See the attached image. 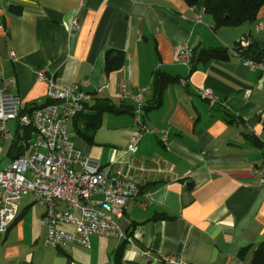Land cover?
Wrapping results in <instances>:
<instances>
[{"label": "crops", "instance_id": "crops-1", "mask_svg": "<svg viewBox=\"0 0 264 264\" xmlns=\"http://www.w3.org/2000/svg\"><path fill=\"white\" fill-rule=\"evenodd\" d=\"M198 10L185 0H0V94L17 96L30 109L48 93L39 70L59 86L88 80L85 89L94 92L88 105L108 99L121 111L104 113L88 132L91 142L77 132L85 119L72 117L70 139L141 189L119 220L126 237L92 235L90 247L45 246V207L33 194L24 196L16 222L0 236V264H168L155 259L167 254L183 264H254L264 241V184L257 173L264 161V74L232 54L208 62L197 57L203 47L234 48L242 37L253 39L247 56H264V4L254 20L217 28L207 12L198 21ZM108 49L125 51L119 70H105ZM182 49L193 57L189 64L177 57ZM157 70L181 79L147 108L159 95ZM143 87L144 121L157 132L144 134L133 153L134 95ZM202 88L219 101L200 96ZM9 128L16 139L0 136V170L18 152H29L26 142L35 136L17 120Z\"/></svg>", "mask_w": 264, "mask_h": 264}, {"label": "built area", "instance_id": "built-area-1", "mask_svg": "<svg viewBox=\"0 0 264 264\" xmlns=\"http://www.w3.org/2000/svg\"><path fill=\"white\" fill-rule=\"evenodd\" d=\"M205 12L204 7L199 8L198 21ZM252 42L251 37H242L234 48H229V54L264 74V56L253 58L246 55ZM177 57L185 64L191 61L187 49L180 50ZM38 76L48 82L47 103L34 108L31 113H21L23 106L19 97L0 94V136L16 139L9 128L10 120H17L22 128H31L35 133L26 142L31 150L18 152V156L0 170V236L16 222L24 196L33 194L36 202L45 207L41 219L46 227L45 246L59 248L77 243L90 247L92 235L125 238L119 220L125 214L128 201L140 195L139 185L132 178L115 173L111 164L102 165L84 155L74 147L69 135L70 119L85 111L94 97V92L85 89L90 82L83 80L59 86L53 75L46 74L45 68L39 70ZM146 90L147 87H143L134 95L137 129L128 147L133 153L138 151V143L144 134L157 132L144 121ZM198 94L211 104L219 101L211 88H202ZM168 134V131L162 133L163 143ZM257 173L259 182L264 184V161L257 166ZM66 224L74 225L75 229L64 228ZM155 259L168 264H183L172 254Z\"/></svg>", "mask_w": 264, "mask_h": 264}, {"label": "trees", "instance_id": "trees-1", "mask_svg": "<svg viewBox=\"0 0 264 264\" xmlns=\"http://www.w3.org/2000/svg\"><path fill=\"white\" fill-rule=\"evenodd\" d=\"M190 6L198 8H205L206 12L211 14L214 18L215 27L227 25H240L246 21H252L256 18L259 9L264 4V0H185ZM248 50L246 51V55ZM230 56L227 47H203L198 53L197 59L199 61L208 62L214 59H228ZM125 51L119 49H108L105 55V70L107 72L119 70L125 62ZM193 57L191 58L192 61ZM180 76L172 75L163 71L157 70L154 76L155 85L159 88V95L155 103L147 108L158 106L162 100V92L164 88L170 83L178 82ZM33 108H22L21 113H31ZM87 111H83L76 115V117H83L86 121V127L83 129L77 127V132L89 142L92 137L88 135L89 131L94 132L101 124L105 112L119 113L121 110L116 104L111 103L108 99H96L95 102L87 106ZM247 248L241 250V254L246 252ZM122 248L118 250V258L121 257ZM254 264H264V241H262L256 248L253 256Z\"/></svg>", "mask_w": 264, "mask_h": 264}, {"label": "water", "instance_id": "water-1", "mask_svg": "<svg viewBox=\"0 0 264 264\" xmlns=\"http://www.w3.org/2000/svg\"><path fill=\"white\" fill-rule=\"evenodd\" d=\"M47 103V97H42L40 99H38L36 101V105L38 106H42V105H45ZM18 140H20V134H18V137H17ZM18 156V153L15 155V158Z\"/></svg>", "mask_w": 264, "mask_h": 264}]
</instances>
